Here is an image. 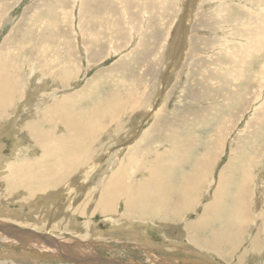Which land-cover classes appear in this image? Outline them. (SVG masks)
Here are the masks:
<instances>
[{"label":"rangeland","instance_id":"374dc122","mask_svg":"<svg viewBox=\"0 0 264 264\" xmlns=\"http://www.w3.org/2000/svg\"><path fill=\"white\" fill-rule=\"evenodd\" d=\"M21 41L23 44H20ZM3 44L5 47H12L6 60L14 59L17 53H25L24 57L26 56L40 83L43 81L40 75L42 68L39 66L46 60L51 62L55 59L54 63H60L57 70L60 79L54 80V85H47L44 89L46 92L43 91L42 84L41 89L35 91L36 96L39 92L42 93L34 98L33 105H26L29 102L28 98L25 99L26 96L18 106L19 111L17 110L14 118L17 120L9 118L5 122L7 124L4 123L0 128V143L4 144L1 150L4 156L0 155V158L3 162L8 161L9 164L14 157L11 149L15 142L6 135L10 134L9 131L12 132L11 127L20 129V123L25 122L31 115L33 117L34 112L36 113L33 118L40 117L41 111L51 99L56 100L61 96L77 97L76 99L83 102L76 101L78 103H75L74 108L78 111L81 107L89 105V102L92 104L134 87L133 93L139 95V99L141 97L145 109L126 113L122 119L123 130L109 129L111 127L104 123L103 125L107 126L104 129L106 133H99L100 138L95 135L98 140L95 146L100 150L99 154L108 157L102 164L107 170L118 164L116 159L126 155V147L131 139L137 138L139 134L143 137L136 147L130 148V152L140 147L145 152L151 149L164 151L167 165L175 160L179 151L177 149H180L182 159L185 157L183 147H194L199 139L202 144L208 143L205 144L206 148L209 145V148L216 150L215 163H218L213 166V184L210 185L209 180V183L206 182L209 191L205 193L206 190H203L205 198L202 203H207V207H212L209 204L220 171L233 159L236 163V156H241L242 152L247 153L244 158L247 155L252 156L251 168L253 176L257 177L254 182L259 178L264 186V0H0V48ZM173 54L175 55L172 56ZM56 56L59 57L58 61ZM66 56L70 57L69 63L74 70L71 75L62 73L68 69L64 67L68 60ZM23 73L28 79L30 75L27 77L26 72ZM101 78L102 80L98 81ZM90 82H94L96 87L87 90ZM86 90L88 96L80 98ZM22 93L23 90L17 100L22 97ZM156 105L159 106L155 112ZM160 106L163 109L159 116L160 125L166 128L161 126L157 132H153L156 124L154 120ZM11 123L12 125H8ZM5 129L6 131H3ZM64 133L66 134L65 130L59 137ZM14 139H21L27 144L26 138L14 136ZM188 139L191 140L187 141ZM147 144L152 145L148 148ZM32 151L34 149L31 145L26 146L24 153L18 154V157L21 156L20 159L17 157L20 161L15 164L18 166L29 163L31 166H28V171L36 170L39 163L26 160L30 154L33 156ZM117 153L119 155L116 156ZM198 153L202 154L204 151L200 149ZM38 154L39 150L34 154L35 158ZM32 156L31 158H34ZM24 159L25 161H22ZM149 160L150 158L144 163L150 171ZM139 162L140 160L137 164ZM80 170L73 181L78 183L84 175L87 177H84V184L69 195V201L44 196L43 194L52 193L51 188L38 189L36 181L28 183L30 188L23 196L19 194L22 193L20 191L17 194L11 193L10 197L6 194V197L0 198V264H79L66 258L73 245L83 252L81 256L87 254L90 258L97 255L99 259L96 260L106 264H264V188L257 186L256 191L249 195L251 205L256 202L257 213L251 206L243 210V216L248 214V219L239 224V232L243 235L240 245L224 246L222 256H198L188 249L192 248L188 242L194 245L198 240L195 230L202 227V220H198L184 233L177 225L178 220L174 215L178 214L182 217L181 220L190 215L185 222L194 221L196 213L200 211L197 204L201 201H188L171 212H167V204H163L153 215L143 216L139 213L123 212L124 201L128 200V197H124L121 201H116V210L119 215L130 216V220L126 221L132 222H124L125 226L139 230L144 225L143 221L145 224L147 221L152 223L153 230H149L146 236L140 234L142 238L146 237L148 242L139 240L136 234L135 240L127 235L120 238L117 236L120 234L112 233L113 224L103 218L108 215L118 223L115 214H103L99 201H93L105 186L100 188V192L98 189L92 190L89 183L91 175L88 177L87 172L81 174ZM3 174L4 172L1 173L2 177ZM98 177L101 178L102 173L97 172L96 180ZM140 177L143 178L141 175ZM251 178L253 180L252 176ZM18 179L20 180L19 176ZM130 181L129 179L128 182ZM49 187H55V181ZM59 191L66 194L67 190L61 188ZM144 201L147 204L154 203L147 199ZM190 202L193 203V208H196L195 211H190ZM149 208L151 210V207ZM257 214L262 218L260 223L253 220ZM200 215L203 219V214ZM87 222L91 228L89 230L88 227L86 232L83 226ZM258 226L260 229L256 233ZM220 227L217 224H209L208 230L215 232ZM51 229H55L54 232ZM210 232L202 233L200 240L210 238ZM39 235H47L46 239L55 240L52 245L56 243L55 246H64L65 249L62 250L65 252L62 251L61 254L50 251V246L43 243L45 240L42 244L46 247L39 245L38 241H34ZM165 236L172 239L173 245L165 240ZM256 236L261 244L260 252H256L251 246V240ZM3 238H7L9 243H5ZM225 238L233 245L232 234L226 232ZM28 242H31V245ZM32 244H35V247ZM87 257L82 258V261L78 258L81 262H86Z\"/></svg>","mask_w":264,"mask_h":264},{"label":"bare ground","instance_id":"6f19581e","mask_svg":"<svg viewBox=\"0 0 264 264\" xmlns=\"http://www.w3.org/2000/svg\"><path fill=\"white\" fill-rule=\"evenodd\" d=\"M100 3H101V1H100ZM104 8H105V6H104ZM104 10H102V11H104ZM28 32H30V31H28ZM26 34H28V33H26ZM37 37H40V36H37ZM50 37H51V35H50ZM180 39L182 40V38H180ZM36 40H37V38H36ZM18 41H19V39H18ZM4 44H3V47L0 48V128H2L3 124L5 122H7L9 120V118H11V120H13V121L17 120L14 118H16L18 106H19L20 102L26 96L27 97L25 99H27V98L29 99V102H27V103L25 102L26 105L29 103H30V105L31 104L33 105L34 98H37L39 93H42V92H39L38 95L36 96L35 91L40 90L42 84H43V86H42L43 91L46 92L44 89H45V87H47V85H52V84L54 85L55 82H53V81L56 79H60L58 76L59 74L57 73V70H59V68H60V66H59L60 63L59 64L57 62L54 63L55 59H54V61H51V62L46 60L42 66H39V68H42V69H40V72H41L40 75L42 76L41 81L44 82V83L43 82L40 83L37 81V79H39V78H37V75H35V73L32 72V69H31L32 66L30 65V63L27 62L26 56L24 57L25 53L23 51H22L23 53L20 52V53H17L16 56L14 55V59L6 60L10 56L9 51L12 47L9 48L8 45H7V47H5ZM20 44H23L22 41ZM98 44H100V43H98ZM17 45H19V44H17ZM44 45H46V43ZM41 48H43V47H41ZM56 50H58V49H56ZM178 50H180L179 47H178ZM47 51L49 52V50H47ZM43 52H44V50H43ZM63 52H65V51H63ZM176 52H177V50H176ZM11 54H12V52H11ZM45 54H46V56H48L46 52H45ZM66 54H68V53H66ZM134 54H135V52H134ZM175 54H173L172 56H174ZM66 57H68V56H66ZM56 59L58 61L59 57L56 56ZM60 59H62V58H60ZM69 61H70V57H68V60L64 66V67H68V69H67V71H63L62 73H69L71 75V73L74 70H73V67L70 66L71 63H69ZM32 62H34V61H32ZM62 63L63 62H61V64ZM25 64H26V66H24ZM23 71L26 72L27 77L30 75L28 79L24 77L25 73H23ZM27 72H29L28 75H27ZM109 72H111V71H109ZM101 80H102V78L98 79V81H101ZM94 84H95L94 82H90L88 84L89 86H88L87 90H90L91 88L96 87V86H94ZM97 86H99V84ZM56 87H57V85H56ZM46 89H48V88H46ZM132 89H134V87ZM132 89H129L122 94L116 95L117 97L115 96V94L114 95L112 94V96H108L107 98L99 100L97 102L95 101V103L91 104V102H89L90 103L89 105H87V106L85 105V107H81V109H79L78 111L75 110V108H74L75 103H78L76 101H79V99H76L77 97L73 98L70 96L69 97L65 96V98H64L61 96V97H58L56 100L51 99L50 102L47 104L46 108L45 109L43 108L44 110L41 111L40 117L37 116L36 118H33L35 113H36V112H34L33 117H31L32 116L31 115L27 120H25V122L20 123V125H21L20 129L18 127H15L13 129L11 127L12 132L8 130L10 132V134H6V135H8L7 137L10 140H12V142H15L14 146L11 149L14 157H13V161H10L11 163H9V164L7 163L8 161L3 162V160H1V158H0V160H1L0 161V170H1L0 176H1V173L4 172L3 177L1 176L2 178H0V198L6 197V194L9 195L8 197H10L11 193L17 194L20 191L22 193H19V194H22V196H23V193L28 188H30L28 183L30 184V182L36 181L38 189L47 190V189L51 188L52 193L43 194L44 196H50V197L52 196L55 199L60 198V200H62V201H69V200H71L68 198L69 195L70 194L72 195L74 192H76V189H78V187L81 184H84L85 178L87 177V176L85 177V175H84L85 178L84 177L82 178L80 176V179L81 178L82 179L78 183H76V181H73V178L76 176V174H78L79 170L81 169L82 170L81 174H84L85 172H87L86 174H88V177H90L89 175H91V177L89 178L90 179L89 183H90L92 190L98 189L99 190L98 192H100V188L105 186L102 189L101 193H98L97 197L94 198L93 201H99V204L102 205L101 209L104 212L103 214H109V215L115 214V219L117 221H119L118 223L113 221L110 218V216L108 217V215L107 216L105 215L103 218L105 220H109L113 224L114 227H113L112 233L114 232L115 235H116V233L120 234V235H117L120 238L123 237V235H127V236L134 238V240H135V239H137L135 236V234H136L138 236L139 240L148 242L146 237L142 238L140 236V234L146 236L147 232H149V230H151L152 226H153L152 223H149L147 221H146V224L144 223L145 221H143L142 225L143 224L144 225L139 230L136 227L125 226L126 224H124V222H126V223L132 222V221H126V220H130V216H128L126 214L125 215H122V214L119 215V213L116 210V201H121L124 197H128V200L124 201L125 205L123 206V209H122L123 212L124 211H126V213L133 212L136 214L139 213L143 216L153 215L154 211L163 204H167V212L168 211L171 212V211H175L180 205L184 206L185 203H187L188 201H201L197 204V208H199L200 211L198 213L195 212L196 213V219L194 221L189 222L190 221L189 220V221L185 222V220H188L190 215H187L182 220H181L182 217H179L178 214L174 215V218H176V220H178L177 225H179V228L184 233H187L186 231H188V229H190L191 226L195 225L198 222V220H202V227L201 228L198 227L195 230V237H198V240L194 243V245L191 244L190 242H188V244H190L192 246V248H188V249L190 251H194V253H197L198 256L200 254H202V255L203 254H216V255L222 256L223 252H224V249H223L224 246H235V245L239 246L240 245V239H243V235L240 234V232H239V224L243 223L245 220L248 219V214L246 216L244 214V216H243V210L246 207L251 206L253 208V211L257 213V211L255 210V203L256 202H254L251 205V201H249V195L252 192L256 191L257 186H258V188H264L263 181L260 180L259 178L256 181V183L254 182L255 178H257V177L253 176L254 172L251 168V164H253V160L251 158L252 156L247 155L244 158V155H246L247 153L242 152L243 149L241 150L242 153L240 152L241 156H239V155H238L239 157L236 156V158H235L236 163L233 161L234 160L233 159L231 162H229V164L226 163V165L220 171L218 182L216 183V185L214 184V188H213L214 193L212 195V200L209 204L212 207H207L206 206L207 203L204 204L202 202H203V199L205 198L203 190H206V191H204L205 193H207V191H209L208 190L209 189L208 184L206 182L209 183V180H210V185H212L214 182V178L212 175L213 166H214V164H218V163H215L216 150L209 148V145L206 148L205 144H208V143L202 144L203 142H201L199 139H197L196 145L194 147L189 146V145L187 147L186 144L184 145V146H186V147H183V148H185L184 149L185 157L183 156L182 159H181V156H182L181 152L179 153L180 149L176 148L179 151L177 152L175 160L173 161L172 164L167 165V157H166V153H164V151H161V150L156 151V150L151 149L150 151L145 152L140 147L137 150L130 152V148L136 147L138 144L137 142H140L141 138L143 137V135L141 137V135L139 134V136L136 135V136H138L137 138H135L133 140L131 139L132 142L129 140L130 144H128V146L126 147L128 152L126 153V155L123 158L119 157L118 159H116V162L118 164L116 166H115L116 163L113 164V167L115 166L113 169L111 168V169L107 170L106 166L102 165L103 162L105 161L107 155H103V154L100 155L99 154L100 150L98 151L97 146H95V144L98 141L97 137L95 135L99 136V133L103 134L104 129H106L108 125L111 127L109 129H112V130L122 129V125H123L122 119L126 113H133V112L139 111L140 109H145V107H143L144 104L142 105L143 100L141 99V97L139 99V97H138L139 95L133 93ZM22 90H23L22 97L17 100L18 95ZM87 90L82 92V94L79 97L80 98L81 97H87L88 96ZM120 90H122V89H120ZM163 90H164V88H163ZM103 91H106V90H103ZM113 91H114V89H113ZM110 92H111V90H110ZM102 95H104V94H102ZM162 96H163V94H162ZM87 100L88 99H86V101ZM198 100H197V102H198ZM80 101H81V99H80ZM25 103H24V105H25ZM37 103L38 102L36 101V104ZM158 106L159 105H156V108L154 109L155 112L157 111ZM27 108H30V107H27ZM36 108H38V106ZM162 110L163 109H161V106H160L158 112L156 113L157 116L154 120L156 124L154 123L155 124V126H154L155 130H153V132H157L158 129L162 126V125H160L161 124V118L159 117L162 114ZM31 111H33V110H31ZM194 118H197V117H194ZM104 123H106V125H107L106 127L103 125ZM6 124L7 123H5V125ZM8 125H12V123L8 124ZM16 125H14V126H16ZM183 126H185V125H183ZM162 128H166V127L162 126ZM63 129L65 130L66 134L64 133V135L59 137L60 134L64 131ZM60 130H63V131L61 132ZM3 131H6V129ZM104 133H106V131ZM222 133H223V130H222ZM167 135H166V137H168ZM254 135L256 136V134H254ZM14 136H16L17 138L18 137L26 138L27 144H25V142H22L21 139H14ZM175 137L178 138L177 136H175ZM99 138H100V136H99ZM257 138H258V136H257ZM257 138H255V139H257ZM190 140L191 139H188L187 141H190ZM215 140H216V138H215ZM217 140H218V138H217ZM141 143H142V141H141ZM152 144H147V147L150 148V146ZM30 145L33 147L34 151H32V152H34V153H33V156H32V154H30L26 158V160L27 159L31 160V161L34 160L35 162L39 163V164H37L38 168L34 171H28V166H31L29 163H23L22 165H18V166L15 164L16 161L17 162L20 161L19 157H21V156L18 157V154L24 153V151L26 150V146H30ZM203 145H205V146L203 148H201V146H203ZM34 147H36V148H34ZM172 147H173V145H172ZM174 147H173V149H175ZM2 148H4V144L2 145L0 143V155H3L1 152ZM250 148H251V146H250ZM200 149H202L204 151V153H202V154L198 153V152H200ZM37 150H39V154H38L39 156L37 158H35L36 155L34 156V154L36 153ZM194 151H195V155H194ZM117 155H119V154L117 153L116 156ZM31 156L34 158H31ZM148 158H150L149 162L151 163V170L150 171H149V168L144 163L145 160H147ZM243 158H244V160H243ZM139 160H140V162L137 164V162ZM22 161H25V159ZM35 162L33 164H35ZM1 163L5 164V165L2 166ZM20 163H22V162H20ZM258 168H259V166H258ZM81 170H80V172H81ZM259 170H260V168H259ZM33 172H35V173H33ZM97 172H99V174L102 173V177L101 178L98 177L99 178V179L97 178L98 180H96ZM142 173H144V174H142ZM140 175L143 176V178L140 177ZM18 176H19L20 180L18 179ZM251 176L253 177V180H252ZM129 179L131 180L130 182H128ZM53 181H55V187H57L56 189H55V187H49L50 184L53 183ZM61 188H66V190H67L66 194H64L62 191H59ZM79 194L81 195V192ZM36 195H41V194H36ZM43 195H41V196H43ZM76 197H74V198H76ZM31 198H33V197H31ZM144 199H147L148 201H154V203L147 204L146 201H144ZM72 200H73V198H72ZM252 200H254V199H252ZM29 206H30V204H29ZM149 207H151V210ZM189 207H190L191 212L195 211V209H196V208H193L192 202L189 203ZM148 210H150V211L147 212ZM74 211L75 210H73V212ZM102 211H101V214H102ZM73 212H72V214H73ZM226 212L228 214H226ZM99 213H100V211H99ZM201 213L203 214L202 215L203 219L200 218ZM76 214L77 213H75V215ZM120 216H122V218H120ZM255 216L256 217L253 220H255L256 222L258 221L260 223L262 221L261 216L258 217V214ZM29 218H31V217H29ZM73 220H75V219H73ZM132 220L136 221V219H132ZM175 223H177V222H175ZM209 224H217L221 227L219 229H217L215 232H210L208 230ZM55 225H56V223H55ZM67 225H68V223H67ZM67 225H66V227H68ZM131 225H132V223H131ZM142 225H139V227H141ZM1 226L3 227L4 225H1ZM88 227L90 230L91 227L89 226V222L84 224L83 230H85L87 232ZM53 228H54V226H53ZM69 228H70V226H69ZM6 229H8V228H6ZM38 229H40V228H38ZM259 229H260V227L258 226L256 228V233L259 231ZM51 230L53 231L55 229H51ZM181 230H180V233H181ZM2 231H3V229H2ZM91 231H92V229H91ZM209 232L212 233L210 238H206L205 240H200V235L202 233H209ZM226 232L232 234V236H233L232 244L233 245L230 244V240L228 238H225ZM4 233H6V230ZM181 234H179V235H181ZM77 235H79V234H77ZM98 235H100V234H98ZM45 237L47 238V235H39L36 238L34 237L35 239H37L34 241H38L39 245L44 246L42 244V242L45 240L43 243H47L48 246H50V247H48V248H50V251H52V252L55 251L57 253L59 252L62 254V251L65 249V247L60 246V245L55 246L56 243H54V245H52V243L55 240L54 241L49 240V239H46ZM28 238H31V237L28 236ZM164 238H165V240L169 241V243L171 245H173L171 243V240H172L171 238L166 237V236ZM31 239H33V238H31ZM40 239H43V240H40ZM26 240H28V239H26ZM181 240H183V239H181ZM3 241L5 243H9V241H7V238H3ZM24 242H22V243H24ZM32 243H34V242L32 241ZM28 244L31 245V242H28ZM35 244H37V242ZM35 244L34 245L32 244V245L35 247ZM251 246L254 250H256V252L261 251L260 250L261 244L259 241V237L256 236L254 238V240H251ZM30 247H32V246H30ZM44 247H46V246H44ZM66 247H68V246H66ZM43 249H45V248H43ZM80 250H82V249H80ZM165 250H166V248H165ZM195 250H197V251H195ZM41 251H42V249H41ZM63 252H65V251H63ZM86 252H88V251H86ZM82 253L83 252L78 250L77 246L73 245V247L71 249H69L68 256L66 258L69 259L68 261L74 260L75 262H78L79 264H102V263H104L103 261H99V260L97 261L96 259H99V258H97V255H93V253H92L93 256H90V258H88L87 254L85 253L86 255H84V257H87L86 262H81L83 260L82 258H84L83 256H81ZM74 256H76V257L74 258ZM78 257L81 258V261ZM110 263H112V262H110ZM240 263H241V261H240ZM104 264H106V263H104Z\"/></svg>","mask_w":264,"mask_h":264}]
</instances>
